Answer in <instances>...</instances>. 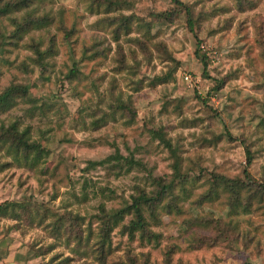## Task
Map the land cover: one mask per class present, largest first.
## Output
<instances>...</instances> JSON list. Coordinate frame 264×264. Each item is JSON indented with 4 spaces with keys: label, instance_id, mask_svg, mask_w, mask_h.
Here are the masks:
<instances>
[{
    "label": "rangeland",
    "instance_id": "374dc122",
    "mask_svg": "<svg viewBox=\"0 0 264 264\" xmlns=\"http://www.w3.org/2000/svg\"><path fill=\"white\" fill-rule=\"evenodd\" d=\"M21 1L25 0H0L1 6L9 8L5 15L0 16V95L14 86L27 88V95L24 97L20 92L13 93L7 104L0 106V116L9 113L21 103H27L31 107L25 110V115L30 120L36 119V124H30L21 131L20 119L6 128L3 120H0V151L4 155L14 157L13 161L0 163V222L19 221L32 230L34 227H40L48 219L51 209L45 207L43 215L39 212L34 213L33 209H38L45 203L59 201L64 187L61 181L52 183L61 168L60 164L51 166L52 149L48 147L51 137L55 132L63 130V122L70 104L76 103V112L82 113L84 109L79 106V101L89 98V90H98L97 85L103 86L108 82L109 92L116 93L118 99L115 106L110 105L111 113L101 115V109L93 108L87 113L88 121L81 119L79 127L73 125L68 129V133L57 141L58 144L69 146L72 145L73 140L77 141L81 156L86 162V167L79 171L95 174L97 170H101L108 183L96 189V182L90 177L86 178L80 185L81 194L77 196L75 192H71L72 199L58 205L63 211L52 213L56 217L51 225L53 233L56 235L68 233L69 245L73 239L87 240L91 243L95 235L93 225L96 220H101L104 227L102 238L97 241L99 264H226L230 260L241 259L245 260V264H250L238 251L233 254L232 244L243 237L244 247L255 244L257 255L260 254L261 245H264V240L256 238L264 230V179L254 175L253 171L254 167L264 171V149L256 148L259 136L257 140H250L244 133H241V137L233 136L226 120H231L235 113L231 127L239 124L245 131L251 127L252 135L264 132V117H259L256 123L255 113L251 121L246 120L243 115L245 110L253 106H260L264 111V39L259 38L258 27L248 24L249 18L245 16V13H254L259 5L254 0H234L231 5L222 3V0H216L215 3L212 0H194L191 4L185 3L184 0H171L175 7L156 12L149 11L148 15L152 20L145 23L142 17L136 16L131 11L134 3H127L126 0H106L105 6L103 0H91L88 4L89 16L98 15L100 19L92 21L88 25L89 28L102 25L106 19L97 10L102 8L105 14H110L114 10L121 12L119 17L107 16V27L111 28L108 35L94 31L84 32L78 25L88 17H81L72 20L70 27L59 28V35L55 32L51 33L46 41L44 38L30 37V42L24 44L25 36L32 32H48L57 21L55 17L48 15L35 17L32 12L25 11L35 3V0H26L24 5L16 9L15 4H20ZM81 2L83 3L84 0ZM151 2L164 3L166 0H151ZM210 3L212 7L208 8L207 5ZM233 7L235 13L232 11ZM186 8L191 12L192 29L187 24ZM21 12H24V15L18 18L17 14ZM161 13L166 16L159 18L154 16ZM117 20L119 22L112 27ZM37 22L39 25H34ZM134 22H136V32L143 30L144 40L133 34ZM61 23L63 24L64 21L62 20ZM8 26H14V31L7 32ZM153 27L157 29L155 33L151 31ZM161 37L165 39L162 40ZM152 41L156 42L152 45V49L162 51L165 60L171 62V67L165 65L166 71L161 69L157 72L160 62H153L152 51L149 49ZM128 46L134 47L129 50ZM190 47L192 58L199 62V76L197 77L195 70L191 71L190 77L196 79L191 89L193 95L188 97L184 93L191 79L189 73L181 71V66L186 62L181 57H187ZM77 49H80L79 53ZM225 49L229 50L225 51ZM113 50L119 53V56L117 60L112 61L113 66L108 67ZM137 50L141 54L148 52V58L144 64L135 60L134 65L131 66L135 71H130L129 74L137 79L121 87L120 73L130 68L127 61L129 58L137 57ZM29 51L34 52L35 60L27 55ZM221 52H224L222 75L221 67L216 63ZM21 56L24 59H20ZM46 60L50 63H45ZM27 62H31L35 67H29ZM74 67L77 70L72 75L70 70ZM193 68L195 69L196 65H193ZM150 71L157 74L141 75V72ZM57 72L60 73L59 76L56 75ZM97 73L99 75H96ZM185 76L188 80H185ZM89 77H94L91 84L86 83ZM181 80H185V84L181 85ZM145 81L148 83L145 84ZM208 81H213L211 87L207 86ZM202 82L205 88L203 95H201ZM160 88L167 89L162 97L157 98H164V103L156 109L154 115L150 114L145 120L140 108L153 104L152 98ZM225 89L230 91L225 92ZM231 92L243 97V100L238 101ZM190 100L198 101L204 108H196L197 115L194 117H184L175 124L168 123L167 118L170 114L183 116L186 107L189 111L196 107L195 104L189 103ZM102 102V100L96 101L97 104ZM242 103L245 104L243 108H241ZM203 110L208 114L200 116L199 113ZM125 114L128 119L123 118ZM53 117H57L55 127H44V125H53ZM216 122H219L221 130L210 131ZM109 125L132 129L133 133L136 130L133 126H137L141 129L139 138L145 142L133 141L132 144L135 145L133 147L127 140V132H117L110 138L105 133ZM14 131L19 135L27 132L24 140L29 144L35 143L37 148L39 146L41 153L35 150V153L30 151L26 155L22 154L23 157H27L23 160L21 153L17 154L15 151V138L8 136ZM33 136L35 139L32 138ZM157 140L159 144H156ZM185 142L187 147H184ZM154 144L155 148L152 147ZM161 146L168 152V156L162 154ZM239 146H243L242 161L233 158ZM109 148L114 151L108 152ZM209 149L211 152L204 155ZM102 152L107 155L97 159L96 157ZM30 156L31 160H29ZM110 156L115 160L106 162L105 160ZM45 158H48V164L38 173L39 177L45 179L36 180L34 191L30 184L26 188L25 185L32 177H25L23 173L18 176L17 171L12 169L15 167L18 170L21 166H25L26 170L32 171ZM169 160L172 162L169 163ZM100 161L104 163L99 164ZM89 162L96 164L90 166ZM209 162L213 165L209 173L211 185L205 192L200 193L196 200H192V196L196 195L195 185L202 180L208 170ZM237 163L246 165L241 170L243 180L239 176L230 178L228 175ZM133 172L137 175L133 176ZM140 173L146 175L141 176ZM150 174L162 179V183L168 184L170 189L161 198L157 208L145 212L146 216L149 213L153 218L150 215L147 217L144 233L137 230L129 234L127 227L123 228L124 225L128 226L132 219L127 224L123 221L129 215L134 218V215L131 210L123 208L129 204L128 201L132 196L138 195L141 190L148 195L157 194V187L148 179ZM219 175L231 181L229 186L228 183L221 182L217 178ZM5 176L7 180L4 179ZM127 178L139 180L140 183H133L126 190L121 191L120 185L114 182H122ZM45 185L53 189L49 201L38 202L36 197L44 195L47 191ZM69 185H72L70 177ZM220 186H223L222 191L227 192L230 197L222 206L218 204L220 193L216 191ZM89 188L95 191L90 193ZM21 189L26 193L31 191V195L19 196L17 199ZM97 192L103 202L93 205L91 201L96 198ZM113 201L120 202L122 206L109 212L108 206ZM189 201H191L190 207L207 208L212 221L217 222L205 224L204 227L208 229L207 234L197 236L194 243L182 250L178 243L166 242L173 239V229L176 230L175 240L183 243V238L193 228L200 227L198 221L187 218L179 220L177 227L178 218L187 211L183 205L188 204ZM123 210L124 213L120 215ZM221 210L232 217L234 222L229 220L221 227L218 222V212ZM115 211H119V214L114 215ZM106 214L111 216L105 217ZM37 216H40L39 220ZM107 221H110L112 226L109 235L104 230ZM242 224H247L249 230L239 231ZM19 226V223L10 225L12 228ZM117 227L119 232L116 236L119 239H113L112 233ZM228 240L231 242L224 244L225 254L223 257L218 256L217 251L221 250L220 244ZM103 241L106 244L103 245ZM125 244L128 245L127 248H124ZM161 245L166 248L163 260L154 258L156 250ZM149 246L151 250H148ZM55 247L49 245L41 251L42 255L51 254L47 264H54L56 261H59V264H81V262L90 264L87 253H81L79 260H75L74 257L64 256L63 252H55ZM62 256L64 258L60 259ZM141 257L146 259L141 260Z\"/></svg>",
    "mask_w": 264,
    "mask_h": 264
},
{
    "label": "clouds",
    "instance_id": "9594fccd",
    "mask_svg": "<svg viewBox=\"0 0 264 264\" xmlns=\"http://www.w3.org/2000/svg\"><path fill=\"white\" fill-rule=\"evenodd\" d=\"M91 2V0H84L82 3L81 0H35V3L25 11L32 12L33 16L40 17L43 15H48L50 17H55L57 23L53 25V27L48 32H32L28 36L24 37V44H28L30 42V37L33 39H40L44 38L45 41L47 40V36L51 33H58V29L61 27L67 28L71 26L72 20H78L81 17H88V19H85L82 24H79L78 27L83 28L84 32L94 31L99 32L101 35H108V33L111 31V28L107 27V16L110 15V17H119L121 15V12L119 11H112L110 14L103 13V9H99L101 15H104L106 17L104 23L100 26L89 28L88 25L91 24L92 21L100 19V16L98 15H91L89 16V8L88 4ZM104 5L106 6V0H103ZM127 3H134V7L131 9L132 12L135 13L136 16L142 17L143 21L145 23L152 20V17L148 15L149 11H160L162 9L166 8H172L175 7L174 4H172L171 0H166L164 3H152L151 0H143V2H136V0H126ZM185 3H193L194 0H184ZM213 3L216 2V0H212ZM234 2V0H222V3L231 5ZM256 4L259 6L256 8L254 13H245V16H247L249 19L247 20V23L250 24L252 27H258V31L260 33V39H264V2H261V0H254ZM208 8L212 7V3L207 5ZM63 10V12H62ZM233 13H235V8L232 9ZM62 12V15H61ZM24 12L18 13L17 17H23ZM241 19H244V17H240ZM64 21L62 24L61 21ZM119 21L117 20L116 23L112 24V27H115L116 24ZM5 24H7V21H5ZM135 25L136 22L133 24V34L137 36V38L144 40V32L143 30L136 32L135 31ZM156 27H153L151 31L153 33L156 32ZM7 32L14 31V26H8ZM161 39H165V37H161ZM87 43H91V41H87ZM156 42L152 41L149 45L150 51H152V57L153 62L159 61V67L157 68V72L161 69L167 70L165 68V65L167 64L169 67H171V62L165 60L164 53L159 50L152 49V45H154ZM189 43L191 44V40H189ZM47 44L45 43V47ZM129 50L132 49L134 46H128ZM229 49H225V51H228ZM43 51V49H41ZM80 49H77V52L79 53ZM138 51V50H137ZM192 49L191 47L188 49V55L187 57H181V59H185L186 62L181 66V71L184 73H190L191 71L195 70L197 73V77L199 76V62L197 60H194L191 55ZM29 57L32 58V60L36 59V56L34 52L29 51L27 53ZM119 56V53H117L115 50H113L112 57L109 61L108 67H112V61L117 60ZM223 57L224 52H221L219 56L217 57L216 63L217 65H220L221 67V75L223 74ZM148 58V52L139 53L135 59L129 58L127 63L130 66L129 69H126L123 73H120L119 79L122 81L121 87L124 86V84H127L131 80L137 79V77L132 76L129 74L130 71H135L134 68L131 66L134 65L135 60H139L141 64H144ZM20 59H24L23 56L20 57ZM19 61H17V64ZM29 63V67H35V65ZM45 63H50V61H45ZM193 65H196V68H193ZM15 67V66H14ZM82 71H87V69H82ZM149 75V76H155L156 72H148L144 73L141 72V75ZM17 75H21L20 73H17ZM56 75H60L59 72L56 73ZM96 75H99L97 73ZM215 75V74H214ZM34 79V78H32ZM94 79V77H89V80L86 82L88 84H91V81ZM191 82L187 83V90L184 93L188 97H191L193 95L191 89L193 87V84L195 83V77H190ZM19 82V81H18ZM27 82V81H25ZM148 81H145V84H147ZM181 85L185 84V80L180 81ZM201 87V95H203L205 88L203 86ZM213 84V81H208L207 86L211 87ZM131 87V85H129ZM232 86H230L231 88ZM51 88V86H49ZM98 90H89V98L86 100L79 101V106L84 109L82 113H77L76 108L77 104L72 103L69 106V110L67 112V115L65 116V121L63 122V130L57 131L53 134L51 137V140L48 144V147L52 149L51 154V161L52 165L60 164V173L56 177V180L52 181V183H56V181H61L63 183V190L62 194L60 196L59 201H54L50 203H45L44 206L39 207L38 209H33V212H39L40 215L44 214L45 207L51 209V211L48 213V219L44 221L43 224L40 225V227H34L32 230H29L28 226L22 222L19 221H2L0 222V264H47L48 260L51 258V254L49 255H42L41 251L43 249H46L49 245H55V252H63L64 256H71L74 257L75 260H79V256L81 253H87V259L90 261V264H99V261L97 260L98 252L97 249L99 245L97 244V241H100L102 238V229L104 227L103 222L101 220H96L93 227L95 229V235L91 243H89L87 240H80L77 241L73 239L71 241V244L68 243V233H63L61 235H56L52 231L51 225L55 221L56 217L52 213L61 212L63 209L59 208L58 205L65 203L66 201H70L72 199L71 192H75L77 196H79L80 193V185L84 183V180L86 178H91L92 181L96 182V189H99L101 186H104L108 183L106 177L102 175L101 170H97L95 174L93 173H82L79 171V169L86 167V162L81 156V153L79 151L78 142L73 140L72 145H61L58 144V139L61 136H64L68 133V129L71 128L73 125H76L77 127L80 126L81 119L84 121H88V115L87 113L91 112L93 108H99L101 109V115L103 113H111L112 108L111 106H115V104L118 102L117 94L116 93H110L109 92V84L108 82H105L103 86L97 85ZM147 91V89H145ZM230 89H225V92H229ZM167 92L166 88H160L156 90L155 96L152 98L154 103L151 104L148 107H141L140 111L143 115L144 119L147 120L150 116V114L154 115L156 109H158L163 103L164 98L157 99L158 97H162L163 94ZM125 93H127V89H125ZM231 95L235 96L238 101L243 100V97L236 96L235 92H231ZM97 100H102L103 102L100 104H97ZM190 104H195L196 107L192 108L190 111L186 110L184 112L183 116H180L178 114L172 115L170 114L167 118L168 123L175 124L179 120L184 119V117H194L197 115L196 108L203 109L204 106L199 104L198 101L190 100ZM247 103V102H245ZM245 106L244 103L241 104V108ZM31 107V105L27 103H21L16 108H13L9 113H6L4 116H0V120H3L4 127L6 128L9 124L14 122L17 119H20L22 121L20 125V130L22 131L24 127L28 125H35L36 119H28L25 115V110ZM257 115V120L255 121L258 123L259 117H264V111L261 110L260 106H253L251 109L245 110L243 115L246 117V120L251 121V118L253 114ZM208 113L206 110H203L199 113L200 116L207 115ZM235 113L232 116L231 120H226V122L229 124L232 135L241 137V133H244V135L249 136L250 140H257V136L260 137L256 144L257 149H264V132L257 133L255 135H252V129L249 127L247 131L245 129L241 128L240 125H236V127H231L232 122L235 120ZM117 118H120V114H117ZM124 119H128V116L125 114ZM54 123L53 125H44V127H55V121L57 120V117L52 118ZM136 130L135 133H133L132 129H122L119 128L118 125H109L108 129H105L106 135H108L110 138L114 137L117 132H127V140L130 144H132L133 141H136V143H143L145 142L142 138H139V133L141 132V129H139L137 126H133ZM151 127V125H150ZM220 125L219 122H216L213 126V128L210 130L212 132H218L220 131ZM35 139V136L32 137ZM31 142V141H30ZM248 143V141H246ZM156 144H159V141H156ZM134 147L135 145L132 144ZM153 148H155V144L152 145ZM184 147H187V143L185 142ZM162 154L164 156H168V152L166 150L162 149ZM114 151L113 149L109 148L108 152ZM211 152V149L207 150L204 155H208V153ZM35 155L34 153L32 154ZM107 155V153L102 152L100 153L96 158L99 159L101 156ZM127 155V153H125ZM243 146H239L236 148V152L233 154V158L237 161L243 160ZM21 157H22V150H21ZM13 155H4L2 151H0V163H3L4 161H13ZM29 160H31V156L29 157ZM172 161L169 160V163ZM21 163H23L21 159ZM115 163V161H113ZM48 164V158H45L43 161H41L32 171L26 170L25 166H21L18 170L14 167L12 170L17 171V175L19 176L21 173L26 176H31L32 179L28 181V184L25 185L27 188L28 185H32L33 189L35 190L36 180L45 179L44 177H39L38 173L39 170L43 167H45ZM75 165V167H73ZM246 167L243 163H237L232 171L228 173L230 178H235L237 176L240 177V179H244V177L241 175V170ZM207 171L204 173V176L202 180L195 185V191L196 195L192 196V200H196L197 196H199L200 193L205 192L209 186L211 185V177L210 172L213 169V165L209 162L207 164ZM169 171H172V169H169ZM254 175L257 177H260L264 179V171H262L259 167H254L253 169ZM133 176L137 175V173L133 172ZM141 176L146 175V173H140ZM69 177L72 181V185H69ZM5 180H7V176L4 177ZM115 184L120 185V190L124 191L126 190L131 184L133 183H140L139 180H132L131 178H127L125 180L116 181ZM13 184H15V181H13ZM59 187V185H57ZM47 191L44 193V195L37 196L36 200L38 202H48L49 196L52 193L53 189L47 185L44 186ZM222 187L220 186L216 189L218 193H220L219 205L226 204L229 200V194L227 192L222 191ZM90 193L95 191V189L89 188L88 190ZM177 194H179L177 192ZM31 195L30 192H24L23 189L20 190L19 195L17 196V199H19V196H28ZM106 195V194H105ZM10 198V197H9ZM102 198L97 192L96 198L91 201L93 205H96L98 203H101ZM128 203H131L129 200ZM191 204V201H189L188 204L183 205L184 208L187 209L185 215L178 218L177 221V227H179V220L183 219H189L193 221H198L200 224V227L193 228L186 237L183 238V243L180 241L175 240L176 236V230H172V236L173 239L167 241L166 243H178L180 248L186 249L189 244H192L195 242V238L199 235H205L207 234L208 229L204 227L205 224H209V222L216 223L217 221H212V217L210 216L209 210L204 207H197V206H189ZM122 204L118 201H113L112 204H110L109 212L112 210L121 207ZM75 210V209H74ZM40 216H37V220H39ZM133 219V216L129 215L124 221V224H127L129 220ZM229 220H233L232 217H229L225 214L223 210L218 212V222L223 227L228 223ZM234 222V220H233ZM19 223V228H12L10 225ZM45 225H49L48 227H45ZM66 227V226H65ZM245 230H249V226L247 224H242L239 231L243 232ZM119 232V227L115 229V231L112 233L113 239H119L116 236V233ZM26 234V235H23ZM258 240H264V230L261 231L259 235L256 237ZM231 241H224L220 244V251H217V255L223 257L225 254L224 252V244L230 243ZM128 245L125 244L124 248H127ZM232 248L234 249L233 254H236V251H238L242 258H246L250 264H264V245H261L260 247V254H256V245L252 244L248 246L247 248L244 247V240L243 237L240 241L233 243ZM151 250V246H149V249ZM215 251V250H214ZM166 252V248L164 245H161L158 250H156L155 257L159 258L161 260L164 259V253ZM64 256H62L60 259H63ZM146 259V257H141V260ZM54 264H59V261L54 262ZM83 264V262H81ZM226 264H245V260L241 259L239 261L236 260H230L226 262Z\"/></svg>",
    "mask_w": 264,
    "mask_h": 264
},
{
    "label": "trees",
    "instance_id": "16d2710c",
    "mask_svg": "<svg viewBox=\"0 0 264 264\" xmlns=\"http://www.w3.org/2000/svg\"><path fill=\"white\" fill-rule=\"evenodd\" d=\"M25 2H26V0L21 1L20 4H15L14 7L16 9H18L20 6L24 5ZM178 3L180 4V2H178ZM7 10H9V8H7V6H1L0 5V16L5 15L7 13ZM154 16L156 18H159V17H165L166 15L161 13V14H154ZM186 16H187V24L192 29L193 23L191 20V12L188 8H186ZM39 22H37L34 25H39ZM76 70H77V68L74 67L70 70V73L73 75L76 72ZM16 92H20L21 95L25 97L27 95V88L22 87V86H16V87L14 86V87L7 89L6 92H4L2 95H0V106H2L3 104L4 105L7 104L9 98H11L12 94L16 93ZM26 135H27V132H23L21 135H19V133L16 131H14L11 134H8V136L15 138L14 143L16 145L15 146L16 153L17 154L21 153V150H22L23 155L30 153V151H34V153H35V150L38 153H41L39 146L37 148V145L35 143L29 144L27 140H24ZM23 155H22V159L23 160H25L24 158L27 159V157H23ZM18 159H20V156L18 157ZM112 159H114V157L110 156L105 161L110 162ZM36 161H38V158ZM98 163L101 164V163H104V161H100ZM95 164H96L95 162H89L90 166H94ZM217 178H219V180L221 182L228 183L227 186H229V182H231L230 180H228L227 178H225L224 176H221V175H219V177H217ZM148 179H150V181L153 182L154 185L157 187V190H156L157 194L155 196H152V195H148L145 191L141 190L138 193V195L132 196V198L130 200L131 203L127 204L123 208L125 210H128V209L131 210L133 215H134V218L130 221L128 226L124 225V228H123V229H125L127 227L129 234H131L137 230L140 231L141 233H144L145 226L147 225V221H148L147 217H149V215H150V217L153 218V216L149 213H148V216H146L145 212H151L155 209V207L157 208L161 202V198L163 196H165L170 189L168 184L162 183V179L155 178L151 174H150ZM232 188H234V186ZM103 213L105 214V212H103ZM123 213H124V210L120 213V215ZM117 214H119V211L114 212V215H117ZM107 216L110 217L111 215L106 214L105 217H107ZM107 222L109 224L105 223L106 228L104 230H106L108 232V235H109L110 231L112 230V226H110V221H107ZM104 235H106V234H104ZM102 244L103 245L106 244L105 241H103Z\"/></svg>",
    "mask_w": 264,
    "mask_h": 264
},
{
    "label": "built area",
    "instance_id": "2783aa9c",
    "mask_svg": "<svg viewBox=\"0 0 264 264\" xmlns=\"http://www.w3.org/2000/svg\"><path fill=\"white\" fill-rule=\"evenodd\" d=\"M185 80H188V77L187 76H185Z\"/></svg>",
    "mask_w": 264,
    "mask_h": 264
}]
</instances>
